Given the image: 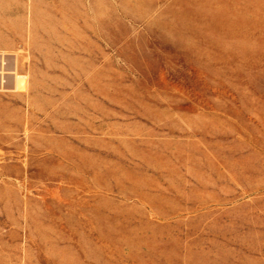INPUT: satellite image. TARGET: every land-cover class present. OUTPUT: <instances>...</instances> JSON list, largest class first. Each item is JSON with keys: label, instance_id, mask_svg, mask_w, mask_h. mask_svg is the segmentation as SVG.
<instances>
[{"label": "rangeland", "instance_id": "obj_1", "mask_svg": "<svg viewBox=\"0 0 264 264\" xmlns=\"http://www.w3.org/2000/svg\"><path fill=\"white\" fill-rule=\"evenodd\" d=\"M0 264H264V0H0Z\"/></svg>", "mask_w": 264, "mask_h": 264}]
</instances>
